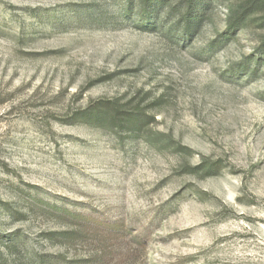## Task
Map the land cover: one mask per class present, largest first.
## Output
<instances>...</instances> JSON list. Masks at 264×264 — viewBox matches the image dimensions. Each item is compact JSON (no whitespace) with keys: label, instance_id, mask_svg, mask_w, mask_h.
Masks as SVG:
<instances>
[{"label":"rangeland","instance_id":"rangeland-1","mask_svg":"<svg viewBox=\"0 0 264 264\" xmlns=\"http://www.w3.org/2000/svg\"><path fill=\"white\" fill-rule=\"evenodd\" d=\"M232 3L199 0L185 33L181 0H0V249L90 255L45 239L54 205L125 220L134 264H264V0L240 28ZM100 101L151 123L82 122Z\"/></svg>","mask_w":264,"mask_h":264},{"label":"trees","instance_id":"trees-1","mask_svg":"<svg viewBox=\"0 0 264 264\" xmlns=\"http://www.w3.org/2000/svg\"><path fill=\"white\" fill-rule=\"evenodd\" d=\"M126 1L128 4L132 3V0ZM137 1H139L143 13L149 12L152 15L150 8L154 6L155 2L167 0ZM226 1L233 2V0ZM198 2L199 0H181L182 6L187 8L186 16L183 18V24H186L185 33H189L192 25L201 19L194 11ZM232 7L230 28H240V0L232 3ZM80 118L86 124L98 126L113 124L129 127L128 129L132 131L147 128L151 123L149 115L142 110L126 109L109 101H100L89 105L81 111ZM165 144L169 143L166 141ZM182 148L186 154V147ZM185 166L197 174L204 172V177H211L220 172L216 165L208 162H202L195 167H191L189 164ZM37 212L55 226L54 229L43 235L48 242L65 249L91 246V254L85 257L78 255L69 257L63 252H40L34 246L28 245V238L23 233L16 232L3 241L4 249H0V264H132L135 250L138 254L145 253L147 246L145 237L132 230L125 220L103 219L95 214L79 213L54 205L52 209H38ZM118 258L122 260V263Z\"/></svg>","mask_w":264,"mask_h":264}]
</instances>
